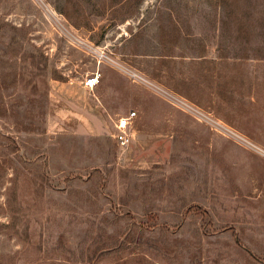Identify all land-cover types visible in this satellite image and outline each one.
Instances as JSON below:
<instances>
[{
  "label": "rangeland",
  "instance_id": "obj_1",
  "mask_svg": "<svg viewBox=\"0 0 264 264\" xmlns=\"http://www.w3.org/2000/svg\"><path fill=\"white\" fill-rule=\"evenodd\" d=\"M0 264H264V0H0Z\"/></svg>",
  "mask_w": 264,
  "mask_h": 264
},
{
  "label": "built area",
  "instance_id": "obj_2",
  "mask_svg": "<svg viewBox=\"0 0 264 264\" xmlns=\"http://www.w3.org/2000/svg\"><path fill=\"white\" fill-rule=\"evenodd\" d=\"M99 80V73L94 72L90 76L84 79V86L87 88H93ZM136 118V112L129 111L126 115H120L114 123L115 133L113 135L116 142L121 146H127L132 139V127L134 119Z\"/></svg>",
  "mask_w": 264,
  "mask_h": 264
},
{
  "label": "crops",
  "instance_id": "obj_3",
  "mask_svg": "<svg viewBox=\"0 0 264 264\" xmlns=\"http://www.w3.org/2000/svg\"><path fill=\"white\" fill-rule=\"evenodd\" d=\"M127 113H128V112H127ZM127 113H126V114H127ZM126 114H124V115H126ZM135 119H136V118H135ZM135 119H134V122H135ZM134 122H133V123H134Z\"/></svg>",
  "mask_w": 264,
  "mask_h": 264
}]
</instances>
